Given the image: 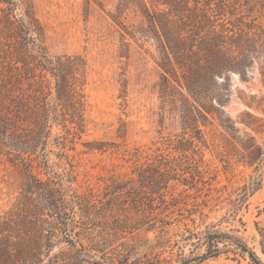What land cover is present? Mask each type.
Instances as JSON below:
<instances>
[{
    "label": "trees",
    "instance_id": "1",
    "mask_svg": "<svg viewBox=\"0 0 264 264\" xmlns=\"http://www.w3.org/2000/svg\"><path fill=\"white\" fill-rule=\"evenodd\" d=\"M127 5L144 17L148 30L140 34L155 41L163 90L175 84L189 121L197 113L208 121L203 106L222 104L217 77L243 76L249 62L264 59V0H120L118 17ZM46 40L34 0H0V157L25 179L16 206L0 217V264H44L55 240L67 248L48 264H201L230 254L262 264L238 230L221 228L226 221L243 225L239 212L259 183L210 224L207 205L189 203L188 190L204 183L199 163H190L184 177L187 167L156 155L135 168L137 180L113 181L103 194L64 188V176L51 170L48 155L56 148L67 160L69 144L75 150L76 139L86 133L87 63L79 55L52 56ZM55 127L63 135L53 138ZM194 129L193 146L203 139L202 130ZM85 147L101 152L105 144ZM178 183L187 189L178 191ZM127 210L138 218L119 215ZM142 228L155 236L135 241ZM259 233L264 255V230Z\"/></svg>",
    "mask_w": 264,
    "mask_h": 264
},
{
    "label": "rangeland",
    "instance_id": "2",
    "mask_svg": "<svg viewBox=\"0 0 264 264\" xmlns=\"http://www.w3.org/2000/svg\"><path fill=\"white\" fill-rule=\"evenodd\" d=\"M146 2L150 5V0ZM34 3L46 30L49 53L79 55L87 63L86 133L76 139L75 150H70L74 146L69 144L67 160L56 155L59 152L56 148H50L54 152L48 155L51 170L64 176V188L72 186L79 191L90 188L103 194L113 181L137 180L135 168L156 155L175 159L183 168L187 167L184 177L189 176L190 163H199L204 183L188 190L189 203L200 204L202 208V203L207 205L203 212L210 224L226 216L230 201L248 189L253 192L252 187L259 183V189L239 212L243 225L226 221L221 228L238 230L237 235L264 264L259 233V228L264 230V59L260 56L249 62L243 76L231 72L217 77L220 92L216 99L222 100V104L215 100L203 106L209 115L200 108L208 121L198 113L193 116L195 121L189 115V121L183 113L186 102L175 84L172 83L175 87L171 90H163L155 41L150 34H140L148 30L140 11L127 5L118 17L120 0H34ZM183 95L192 101L187 91ZM186 121L191 124L188 131ZM197 126L203 139L201 143L195 140L193 146L190 141ZM52 134L53 138L63 135L57 127ZM87 142L104 143V151L88 150ZM24 182L19 167L0 157V217L16 206ZM177 188L187 189L179 183ZM119 215H126L131 221L138 218L131 210ZM176 230L177 227H172L171 234ZM134 234L135 241L155 236L146 233L145 228ZM84 243L92 245L88 240ZM66 248L55 240L46 252L44 264ZM201 264L254 263L230 254Z\"/></svg>",
    "mask_w": 264,
    "mask_h": 264
}]
</instances>
